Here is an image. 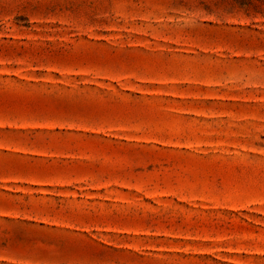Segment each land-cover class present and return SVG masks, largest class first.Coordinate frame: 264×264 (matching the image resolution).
Segmentation results:
<instances>
[{
    "label": "rangeland",
    "instance_id": "374dc122",
    "mask_svg": "<svg viewBox=\"0 0 264 264\" xmlns=\"http://www.w3.org/2000/svg\"><path fill=\"white\" fill-rule=\"evenodd\" d=\"M0 264H264V0H0Z\"/></svg>",
    "mask_w": 264,
    "mask_h": 264
}]
</instances>
